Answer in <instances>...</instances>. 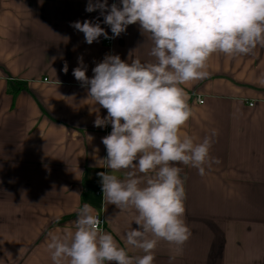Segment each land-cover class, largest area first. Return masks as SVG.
I'll return each instance as SVG.
<instances>
[{
  "label": "crops",
  "instance_id": "crops-1",
  "mask_svg": "<svg viewBox=\"0 0 264 264\" xmlns=\"http://www.w3.org/2000/svg\"><path fill=\"white\" fill-rule=\"evenodd\" d=\"M87 3L0 0V264H53L48 234L74 231L85 203L121 247L130 226L139 227L134 210L120 213L96 194L97 173L109 171L95 165L107 156L101 140L111 125L94 126L95 111H107L72 72L80 57L89 78L106 54L151 62L153 43L133 24L117 38L87 44L72 22L99 17L112 36L98 10L85 11ZM207 71V79L185 86L193 115L181 134L200 142L216 130L210 155L220 162L204 176L181 166L191 237L179 255L161 241L154 264H264V47L246 56L214 54ZM114 174L125 178L124 170Z\"/></svg>",
  "mask_w": 264,
  "mask_h": 264
},
{
  "label": "clouds",
  "instance_id": "clouds-1",
  "mask_svg": "<svg viewBox=\"0 0 264 264\" xmlns=\"http://www.w3.org/2000/svg\"><path fill=\"white\" fill-rule=\"evenodd\" d=\"M97 10L112 36L99 17L72 22L87 44L102 36L117 38L133 24L153 43L151 62L106 54L89 78L80 57L72 72L88 99L107 111L105 117L95 111L94 126L111 125L101 140L107 156L97 157L95 165L109 169L97 173L103 200L120 213L134 210L132 222L139 227L130 226L121 237L126 247H121L85 203L74 231L50 232L46 247L53 264H154L161 241L179 255L191 237L184 219L186 176L181 166L204 176L206 166L220 162L210 155L216 130L200 142L181 134L193 115L185 86L208 78L214 54L246 56L264 47V0H120L111 5L88 0L85 11ZM62 71L67 74V63ZM121 170L124 179L114 174ZM130 250L143 254L131 255Z\"/></svg>",
  "mask_w": 264,
  "mask_h": 264
},
{
  "label": "built area",
  "instance_id": "built-area-1",
  "mask_svg": "<svg viewBox=\"0 0 264 264\" xmlns=\"http://www.w3.org/2000/svg\"><path fill=\"white\" fill-rule=\"evenodd\" d=\"M200 102V101H199ZM201 103V102H200ZM249 106H252V104H250ZM97 195L103 197V194H102V190L101 188L96 192ZM99 218L101 219V225L100 227L103 229L104 227V222H103V218L101 216H99Z\"/></svg>",
  "mask_w": 264,
  "mask_h": 264
}]
</instances>
